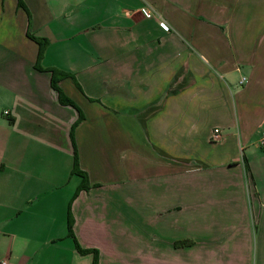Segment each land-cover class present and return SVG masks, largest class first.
<instances>
[{
    "label": "crops",
    "instance_id": "0c3cea01",
    "mask_svg": "<svg viewBox=\"0 0 264 264\" xmlns=\"http://www.w3.org/2000/svg\"><path fill=\"white\" fill-rule=\"evenodd\" d=\"M75 244L264 264V0H0V260L91 264Z\"/></svg>",
    "mask_w": 264,
    "mask_h": 264
},
{
    "label": "trees",
    "instance_id": "16d2710c",
    "mask_svg": "<svg viewBox=\"0 0 264 264\" xmlns=\"http://www.w3.org/2000/svg\"><path fill=\"white\" fill-rule=\"evenodd\" d=\"M35 41H36V44L38 46L37 59H39L41 57L42 51L45 47V42L40 40V39H35ZM36 68L40 69L38 67H36ZM46 71H48L50 74V86H51V88L57 92L58 102L60 104H63V105H70V106L75 107L71 103V101L68 98H66L60 92V90L58 89V87L56 85L60 79L67 78V77H69V75L64 73V72L58 71L56 69H47ZM72 173L78 174L80 177H82V179L84 177V173L77 170L75 154L73 156ZM71 224H72V220H71L69 213L67 212V215H66V232H67V236L74 240L73 235H72V231H71ZM75 247H76V250L78 251L79 254H90L91 255V264H97V254H96L95 250H93V249H80L76 244H75Z\"/></svg>",
    "mask_w": 264,
    "mask_h": 264
},
{
    "label": "built area",
    "instance_id": "2783aa9c",
    "mask_svg": "<svg viewBox=\"0 0 264 264\" xmlns=\"http://www.w3.org/2000/svg\"><path fill=\"white\" fill-rule=\"evenodd\" d=\"M141 12H142V14H143L144 17H148V16H149V14H148L147 12H145L143 9L141 10ZM160 26H161L164 30H166V27H165L164 24H161V23H160ZM3 114L6 115L7 112L4 111ZM220 140H221V134H220V132H219L218 129L214 128V129L211 131L210 141H212V142H218V141H220ZM0 264H7V262H6L5 260H0Z\"/></svg>",
    "mask_w": 264,
    "mask_h": 264
}]
</instances>
